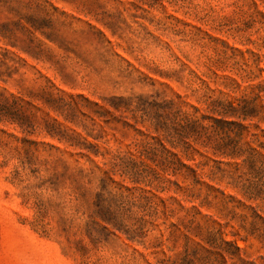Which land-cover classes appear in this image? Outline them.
<instances>
[{
	"label": "rangeland",
	"instance_id": "rangeland-1",
	"mask_svg": "<svg viewBox=\"0 0 264 264\" xmlns=\"http://www.w3.org/2000/svg\"><path fill=\"white\" fill-rule=\"evenodd\" d=\"M0 264H264V0H0Z\"/></svg>",
	"mask_w": 264,
	"mask_h": 264
},
{
	"label": "trees",
	"instance_id": "trees-1",
	"mask_svg": "<svg viewBox=\"0 0 264 264\" xmlns=\"http://www.w3.org/2000/svg\"><path fill=\"white\" fill-rule=\"evenodd\" d=\"M225 244H228V245H234V247H235V249H236V251L237 252H240L241 251V249L238 247V246H236V244H231V243H229V242H226V241H223ZM234 256H236L235 254H233Z\"/></svg>",
	"mask_w": 264,
	"mask_h": 264
}]
</instances>
